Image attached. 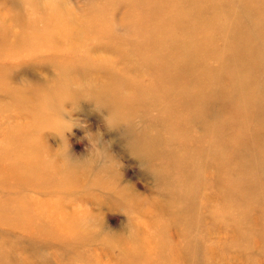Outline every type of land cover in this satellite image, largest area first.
Wrapping results in <instances>:
<instances>
[{"label":"rangeland","instance_id":"1","mask_svg":"<svg viewBox=\"0 0 264 264\" xmlns=\"http://www.w3.org/2000/svg\"><path fill=\"white\" fill-rule=\"evenodd\" d=\"M56 1L70 8L64 12L66 16L70 14L85 25L90 16L100 13L113 31L124 35L109 41L103 39L105 33L90 32L86 24L87 39L99 35L102 39L98 46L89 42L83 48L88 49L95 66L101 63L100 57L108 61L113 57L117 82L135 72L136 77L131 76V81L122 86L127 98L137 99L129 111L116 114V104L101 102L95 96L97 90L105 95L108 91L94 88L95 79L98 84L113 81L106 79L104 72L97 73L95 69L99 68L93 62L81 60L76 69L69 66L76 79H62L60 60L58 64L56 53L45 47L48 44H41L30 56L20 51L6 56L4 51L10 47L0 46V129L6 121L38 118L37 113L12 114L21 105L19 93L26 96L31 88L32 93L37 92L32 99L26 96V106L43 113L39 93L61 88L62 104L51 107L52 112L46 111L53 121H38L40 128L34 140L43 141L42 154L49 160L47 170L57 172L64 163L72 171L66 170L68 176L58 181L54 173L44 174L46 184L27 187L16 177L18 161L9 160L15 158L13 153L6 156L0 146V175L5 176L0 181V264H135L139 261L135 251L149 258L158 255L157 264H189L190 253L197 251L207 257L205 261L197 259V264H264V235L260 232L264 223L260 215H264L252 207L240 218L238 227L228 214L248 197L264 206V196H247L235 190L240 179L247 187L250 183L256 187L257 179L264 190V175L257 174L263 170L258 168H264V0H147L145 7L143 0H125L114 4V9L113 0ZM107 2L110 10H101ZM48 3L0 0V39L1 30L10 26L12 18L29 24V19L40 16L38 7L43 4L42 9ZM165 8L170 18L176 17L177 28L171 39L128 32L129 22L148 15L149 30L153 31L146 34H155V17L158 19ZM28 30L31 27L18 22L11 27L10 36L14 39L13 35ZM147 40L152 41L147 48L137 46L153 48L148 56L133 55L129 61L124 58L122 50L137 47L131 42ZM58 53L76 58L73 51ZM159 54L163 59L157 61ZM172 58L186 68L182 72L186 80L178 81ZM124 65L127 74L123 73ZM176 89L185 100L166 120L159 116L158 106L165 105L171 96L168 92ZM256 106L253 115L250 111ZM11 136L10 141L0 136V144L13 145L17 153L19 142ZM145 137L160 147V153L145 151ZM220 141L229 145L223 149L228 157L223 151L214 154L213 146ZM245 168L249 172L252 169L251 173ZM77 171L83 185L78 182ZM220 172H229L233 178L225 190L232 197L225 205L218 184L209 178L204 180L207 175L217 179ZM110 180L115 189L99 185ZM175 184L184 188L179 190ZM172 195L181 211L177 215L181 224L175 223L169 213ZM59 209L68 220L78 221V229L65 231L59 238L49 236L41 227L36 231L24 227L17 219V213L26 211L33 213L35 220H43L46 213L58 214ZM253 226L254 230H245ZM194 227L203 231V240L184 241V231ZM238 232L252 239L249 245L244 237L233 239ZM230 239L233 247L225 251L222 248Z\"/></svg>","mask_w":264,"mask_h":264},{"label":"bare ground","instance_id":"2","mask_svg":"<svg viewBox=\"0 0 264 264\" xmlns=\"http://www.w3.org/2000/svg\"><path fill=\"white\" fill-rule=\"evenodd\" d=\"M49 1V5H44L41 9V6L38 7V12H39V17L38 18H33V19H29V24H27L25 21L21 22L20 19L18 17L12 18L11 22H10V26H8V28H3L1 30V39H0V46L3 45H8L10 47L9 50L5 49L4 51V55L6 56H15L19 51L20 53H23V55L25 56H30L31 52L37 51L40 49L41 44H48L45 47H48L49 50L53 51L56 53L55 55V59H57V62L59 64V60L61 65L59 67H62V79H72L75 78V75H72V73L69 72L68 67L74 65L75 69L77 68L75 65L79 64V62L81 60H85L88 61L90 64L93 62V66L96 68H99V71L97 69H95L97 71V73L102 74V72L105 73L106 75V79L110 78L112 82L107 83L105 82V80L102 81V83L98 84L95 83L94 80L93 84H94V88L98 89V88H105L107 89V93L105 95L104 92L97 90L96 91V97H98L99 99H101V102H113L114 104H116V114L120 113L122 114L124 111L123 110H130V106L134 105V100L137 99L136 98H127V96L125 95L123 89L124 87L122 86L124 84V86L130 82L131 80V76L136 77L135 72L129 74L130 76H128L127 80H123L121 82H117L116 81V77L118 76L112 69L113 62H115L114 58L111 57L112 61H108L103 59V57H100V59L102 61H100L101 63H99L98 65L95 66V60L92 58L91 55L88 54V49H84L83 45L85 43H89V42H93L95 46L100 45V40L102 39V37L99 35L97 37H95L94 39H87L86 36V24H87V28H90V32H100V33H105L102 34L103 39H109V41H113L116 40L118 38H124V35L119 34L116 31H113V29L110 27L109 25V20L108 19H104V17L100 14V13H95L94 15L90 16L87 19V22H85V25L82 24L81 22H79V20L77 21L74 17L65 15L64 12L68 11L70 8L66 7L65 5H59L57 3L56 0H48ZM122 2H125V0H119L117 2H115V0H113L112 3V7L111 9H114V7L116 5L114 4H120ZM148 2H150L148 0ZM147 0H143V4L145 7L146 4L148 3ZM110 6L111 4L109 2L105 3V5H103L101 7V10H106L109 9L110 10ZM126 6V5H125ZM50 7V8H49ZM141 6H139L140 8ZM133 8V7H132ZM132 8H130V4L128 5L127 9L129 10V12L131 13L130 10H132ZM166 10H163V13H160L159 18L157 19L155 17V20H157V31L155 32V34H146V32H152L151 30H149V16L148 15H144V16H140V19H135L134 21H131L128 23V25H126L128 27V32L130 34L132 33H137L140 34V37H142V35H148L149 37H156L157 34L158 37L162 38H172V34L173 32H175V29L177 28V25L175 24V20L176 17L173 16V18H170V16H168V11L167 8H165ZM169 9V8H168ZM45 11L46 13H42L43 11ZM95 12V10H94ZM108 13H110L109 11H107ZM104 13V11H103ZM162 14V15H161ZM138 17V16H136ZM13 20V21H12ZM76 20V21H75ZM137 20V21H136ZM20 22L22 24L23 27H31L32 30H28V31H24L22 33H20L19 35H13L14 39H12L11 35V27L12 26H16V24ZM104 24V26H100L99 24ZM84 25V26H83ZM100 28H97V26ZM153 26V24H152ZM5 27V26H3ZM39 28V29H37ZM41 28V30H40ZM44 28V29H43ZM123 27H119L118 29H122ZM26 29V28H25ZM44 30V31H43ZM32 31V32H31ZM71 36V39H70ZM128 36H126L127 38ZM175 39V38H174ZM152 43V41H142V42H138L133 43L131 42L130 44L133 46H139L142 48H147L150 44ZM104 46V45H103ZM107 47V45H105ZM110 47H112L109 44ZM134 47L132 50L130 51H123L122 53L124 54V58L129 61L130 58L133 55H136L137 57H142V55L148 56V54H150L152 51H154V49H142V48H138ZM1 49V48H0ZM111 49V48H110ZM14 50V51H13ZM13 51V52H12ZM51 51V52H52ZM59 51H73L74 53H76V58L75 57H68L65 56L66 54H59ZM12 52V53H11ZM163 59L162 54H159L157 56V61ZM97 62V61H96ZM98 63V62H97ZM172 67L176 70V72L178 73V81H183L186 80V77L182 74L183 71H186V68H183L179 63L175 62V59L172 58V62H171ZM179 66V67H178ZM179 70V72H178ZM87 71H84L83 73L86 74ZM128 70L126 65H124V72L127 74ZM89 75V73H88ZM0 78H1V72H0ZM32 88L30 90H26V96L30 97V99H32V95L36 94V93H32ZM42 92V93H41ZM39 93V97L40 100H42V104L43 107L40 105V111H42L43 113L39 112L37 109L35 110H29L27 108V102L28 99L25 96V93H19L20 95L18 96V98L20 100H22L21 105L18 106V110H16L14 113H12L14 116H24L21 113H29V114H34L37 113L38 114V118L36 119V121H26V122H16V121H6L7 123H5L4 129L1 128L0 129V136H3L4 140L6 141H10L12 140L10 138V135H12L11 137H17V141L19 142V145L17 146V153H15L14 146L10 145V144H5L3 142H1L0 146L4 149V153L6 154H12L15 157L14 159H9V160H14L15 162H17V166H18V170L19 173L16 175V177L19 179V181L22 182V184H26V186H30L34 183L37 184H46V182H44V178L43 175L45 174L46 176L49 175L50 173H54V179L56 181L63 179L62 177L68 176V173H65V171L67 170L69 173L72 172L71 170H68L67 168L70 165H66L64 163H60V168H58L57 172H52V170H47L45 168V166L47 164H49V160H46L45 157L42 154V147H43V141L40 139L38 140H34V133L40 128V124H39V120L42 121H53V118L51 116H49L47 114V112H52V108L55 107V105H59L60 103L62 104L61 100V94L60 92H63V90L61 88H55L52 90L51 93H43V91H41ZM169 94H171L169 101L166 104H170V108H165V105L163 106H158V108L160 109V117L165 118L166 120H169L170 118L173 117V115L178 112L179 110V104L185 100V96L181 95L178 93V90H172L168 92ZM82 94V93H81ZM224 97H227V94L224 95ZM128 99V100H127ZM143 99V98H141ZM44 101V102H43ZM40 103V102H39ZM257 106L254 109H251L250 113L255 115V110H256ZM49 109V110H48ZM51 109V110H50ZM47 111V112H46ZM118 112V113H117ZM47 114V115H46ZM119 114V115H120ZM12 128L15 132L12 133ZM223 133V132H222ZM138 138V137H137ZM14 139V138H13ZM15 140V139H14ZM33 140V141H32ZM143 144H147L145 146V151H147V153L149 154H154V153H160V147L156 146L155 144H150V142H147V137H145L143 139ZM229 146L226 142L224 141H220V143H217V145L213 146V151L214 154H217L218 152H222L223 149L225 147ZM226 154V151H223ZM222 152V153H223ZM166 153V152H165ZM226 157L227 154H226ZM159 161V160H158ZM14 165V163H13ZM5 166V165H4ZM82 167V166H81ZM244 167H247L246 165H244ZM83 169V167L81 168ZM247 172H249L248 168H245ZM259 169H263L257 172L258 175H264V168H258ZM85 170V169H83ZM250 169V172L251 173ZM3 172V171H2ZM4 173V172H3ZM178 174L181 173V170L178 169L177 171ZM75 174L79 175V179L78 182L82 184V175L77 171ZM7 177V176H6ZM5 178V176L0 175V181H2V179ZM211 179V181L214 184H218L219 188L218 191L220 194H223L221 197L222 203L225 205L227 204L232 197V193H225V190H227L226 187H228L232 181V177H229V172H227V175L225 173L220 172L219 177L216 178H211L210 176H206L204 178V180L206 181L207 179ZM252 179V178H251ZM111 182H100L99 185L103 186V187H109V188H113L115 189V184H113V181L110 180ZM207 182V181H206ZM256 187H253V184H249L248 187L244 186L245 182L241 181V179L238 182V188H235V190H237V192H240L244 195L247 196H254V195H260V196H264V190L262 191L259 188V181L256 179ZM208 184L210 186H212L213 184L209 183ZM175 186L177 187L178 184H175ZM174 186V187H175ZM179 187V186H178ZM184 187H179V190H182ZM176 190V189H175ZM260 190V191H259ZM177 191V190H176ZM178 195L180 193V191H177ZM2 203V202H1ZM177 203V199L175 198L174 195H172L171 198V202H170V207H172L175 211H173L170 207H169V213L173 214L174 216V221L175 223L181 224V221L177 219V215L181 212L179 210ZM252 207H255V209L258 208V211L264 215V206L263 205H257L255 203L252 202V199L250 197L246 198L245 203L237 208L236 210H233V214L229 213V217L230 219L234 220V224L241 225L240 224V218L242 216H246L247 213L250 211V209ZM58 214H45V218L43 220H41V218L39 220H35V217H32L33 213L31 212H19L17 213V219H19V221L22 220L21 224L24 227H30L35 229L36 228H43L45 229L46 233H48L49 236H57L58 238L60 237L61 234H63V232L65 231H74L75 228L78 229V221L76 219L68 220V217H66L65 215H63L59 210L56 211ZM175 212V213H174ZM233 217V218H231ZM257 218V217H254ZM260 218L263 219L264 222V216L262 217L260 215ZM21 219V220H20ZM65 219V220H64ZM63 220V221H62ZM239 220V221H238ZM38 221V222H37ZM239 227V226H238ZM257 227V226H256ZM192 229V230H191ZM190 230L187 229V232L184 231V234L182 236L184 241H193L197 242V241H201L202 239V234L203 231H198L195 227L191 228ZM246 231L250 232L252 230H254V226L253 227H246L245 228ZM261 234L264 235V223H263V227L262 230L260 231ZM247 233V232H246ZM248 234V233H247ZM200 236V237H198ZM246 234H243L242 232H238L237 235L234 234L233 239H238V237H241L244 239H246L248 245L249 243L252 241V239L247 236ZM198 237V238H197ZM199 239V240H198ZM232 239L229 240L228 245L225 244L224 247L222 249H224L225 251L227 250V248H229L230 246L233 247L232 244ZM168 245V242L165 241L163 243V246L166 247ZM197 243H196V247H197ZM242 249H245L241 246V244H238ZM142 247V246H141ZM211 250L214 251L213 249L214 246H210ZM143 248V247H142ZM144 249V248H143ZM209 252V251H208ZM198 253V254H197ZM196 254H194V252H191V256H189V264H197V259H201V260H206L207 257H203L202 253H199L197 251ZM133 254L138 255V259L139 261H135V264H157L159 262V256L157 255L155 258H149L147 256L144 255L143 252L139 251L138 252H134ZM158 254V253H157ZM227 255V254H226ZM225 255V256H226ZM164 258V255H163ZM252 262V260H250ZM249 261V262H250Z\"/></svg>","mask_w":264,"mask_h":264}]
</instances>
